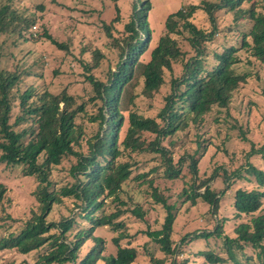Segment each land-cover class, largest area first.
<instances>
[{
    "label": "trees",
    "instance_id": "1",
    "mask_svg": "<svg viewBox=\"0 0 264 264\" xmlns=\"http://www.w3.org/2000/svg\"><path fill=\"white\" fill-rule=\"evenodd\" d=\"M135 1L132 21L127 25L131 35L123 41L125 48L118 47L119 60L114 68L109 67L106 79L94 74L101 66L100 52L95 51L92 54L91 64L81 62L90 74L86 77L92 90L89 103L98 110V115L89 119L92 123H98V130L88 144L87 153L74 149L81 139L75 120L86 113L89 103L78 104L76 98L68 94V90L54 94L49 89L38 91L34 86L19 94L16 103L12 98L14 88L20 82V74L0 71V163L12 167L22 166V176L36 179L37 187L33 195L38 209L31 213V218L19 233L11 232L0 238V251L11 250L22 255L37 253L34 264H135L139 253L130 247L131 239L135 236H130L125 223L120 221L126 212L118 210L108 215L105 212L106 201L111 198L115 202H121L122 192L128 184H138L139 189L147 186L149 197L166 210L162 228L142 232L143 235L153 241L167 258L177 257L182 246L187 243L186 238H183L181 245L173 246L175 206L168 204L169 199L162 195L163 190L156 185L155 180L148 179L152 175L150 173L157 172L159 168H153L148 174L134 176V172L139 170L138 157L151 156V161H156L155 157L160 155L167 167L166 177L179 180L182 170L179 172L173 169L169 157L172 152L165 147V143L172 146L169 141H180L182 134L187 136L186 141L194 136L197 147L191 156L193 165L191 164L190 171L197 175L198 159L207 149L206 146L203 147L204 143H209L208 140H202L199 133L207 128L213 109H229L235 94L252 77L250 73L238 71L237 66L242 63L239 53L244 51L250 58L264 65V0H250L251 6L245 10L241 7L246 0H216L207 5L206 11L213 26L214 16L223 10L236 11V21L242 16L250 24L248 31L238 33L237 46L224 47L222 53L214 54L216 65L213 64L211 68H206L200 57L205 54L203 43L212 40L214 32L206 36L190 24L188 20L194 8L188 14L180 10L170 15L166 21L168 35L158 42L151 52L149 62L141 61V56L146 53L151 43V32L146 20L151 6L147 0L142 3L141 0ZM136 4H141L140 10V5ZM175 19L186 21L185 28L193 36L191 44L194 48L201 46V49H197L196 56L184 64L182 76L171 78L169 89L164 93L166 100H163L164 104L158 114L160 123L141 113L137 105L142 95L151 100L157 96L166 86V72H172V61L177 62L180 59V50L170 38V33L175 30ZM24 23L25 25L15 18L10 7H0L1 34L15 33L24 39L25 31L36 22L29 18ZM42 37L59 51H69L65 43L55 40L46 30ZM141 83L142 90L139 94ZM16 104L19 116L11 124L13 105ZM126 116L128 127L123 136L119 137ZM27 121L30 123L28 129L20 132L15 130V127ZM243 134L242 132V139ZM165 150L171 153H166ZM256 155L261 157L264 164V145L253 149L248 158ZM69 157L77 160L70 171L73 183L55 189L49 179L50 173ZM123 158L127 161L122 162ZM183 161L178 162L177 167ZM188 167L189 165L186 166L187 170ZM246 167L231 174L224 171V174L229 188L234 177L245 181L255 179L257 185L254 188L239 189L233 197L237 216H248L250 219L238 224L234 230V238L223 236V225L218 224L214 232L194 235V239L189 240H222L219 254L212 251L198 253V257L205 259L208 264H241L239 257L246 259L245 264H264V170L252 162H248ZM208 182L209 180L204 181L201 186L185 182L179 197H187L194 204L197 199H202L210 204L215 216L220 208L217 191L207 188L204 193L200 192ZM228 187L222 194L229 190ZM147 190L144 193L146 196ZM6 194L5 186L0 185V207ZM65 199H73L76 203L70 216L58 222L49 220L54 207L63 205ZM132 214L145 221L146 215L141 207L132 210ZM104 227L120 233L112 239V244L117 249L115 255L105 256L108 245L106 246L102 237L96 236V232ZM124 241H127V246H122ZM248 250L251 251V256L246 254ZM145 254L153 264H166V258L161 260L150 252Z\"/></svg>",
    "mask_w": 264,
    "mask_h": 264
},
{
    "label": "rangeland",
    "instance_id": "2",
    "mask_svg": "<svg viewBox=\"0 0 264 264\" xmlns=\"http://www.w3.org/2000/svg\"><path fill=\"white\" fill-rule=\"evenodd\" d=\"M145 1L141 0V3ZM147 1L151 6L146 15L147 26L151 32V43L146 53L140 58L145 63L150 61L151 52L157 47L158 42L168 35L169 30L166 26L168 17L180 10L188 14L194 8L188 20L190 24L204 32L206 36L214 32V38L202 45L205 54L200 58L204 60L206 68H211L213 64L216 65L213 58L215 53H222L224 47L237 46L238 33L246 32L250 28L246 17L239 16V21H236L237 12L227 10L220 11L214 16L215 26H213L206 8L210 2H216V0ZM134 3H136L135 0H0V7H10L15 13V18L23 25H25L24 20L29 18L36 22L34 26L25 31L24 39L19 38V35L15 33H0V71L20 74V82L14 88L12 100L17 103L19 94L34 86L38 91L49 89L54 94L68 90V94L74 96L78 104L89 103L92 90L86 77L90 74L81 62L91 64L92 54L95 51L100 52L101 66L94 71V74L106 79L109 67L114 68L119 60L118 47L125 48L123 41L131 35V30L127 29V25L132 21ZM139 5L136 4L140 10L142 6ZM250 6V0H246L241 8L245 10ZM175 20V30L174 33H170V38L176 42V47L180 50V59L177 62L172 61V72H166V86L157 96L151 100L142 95L137 105L141 113L160 123L158 114L164 104L163 100H166L164 93L169 89L171 78L182 76L184 64L196 56L197 49H201V46L194 48L191 44L190 40L193 36L189 29L185 28L186 21L184 19ZM44 30L58 42L65 43L69 51H59L45 40L42 37ZM137 31L139 33V29ZM239 54L242 63L237 66L238 71L250 73L252 77L248 84L235 94L229 109H213L207 128L199 133L200 138L204 141L208 140L209 143H204L203 147L206 146L207 149L205 154L198 159L197 175H193L190 171L193 165L191 156L197 147L194 136L186 141L187 136L182 134L180 141L175 143L169 141L172 146L165 143V147L172 152L169 157H171L173 169L179 172L182 170L179 180L174 181L166 177L167 167L160 155L155 157L156 161L154 159L151 161V156L138 157L139 170L134 172V176L148 174L153 168H159L157 172L150 173L152 175L148 179L153 178L156 185L163 190L162 195L169 199L168 204L175 206L173 246L181 245L183 238L187 241L182 246L180 254L177 257H165L159 247L142 233L148 230H160L166 218L165 208L149 197L147 186L139 189L138 184H128L122 192L121 202H115L111 198L106 201V215L118 210L126 212L120 221L125 223L127 233L136 237L132 238L130 243V247L135 248L139 253L135 264H153L149 256H146V252H150L155 258L161 260L166 258V264H208L205 259L198 257V253L212 251L219 254L222 240L218 238L193 242L189 240L194 239V235L214 232L218 224L223 225V236L234 238V230L238 224L250 219L248 216L240 218L237 216L233 197L239 189L254 188L257 185L255 179L245 181L234 177L229 188L225 183L224 171L228 174L242 171L247 168L248 162L264 170L260 156L248 158L253 149L264 145V65L250 58L249 54L244 51ZM141 90L142 83L139 85V94ZM15 106L18 105H13L14 108ZM14 108L11 124H14L19 116L18 107L15 110ZM97 113L98 110L91 107L89 103L86 106V113L76 118L75 123L81 132V139L79 145L74 147L75 151L88 152V144L98 130V123H92L89 119L96 117ZM29 127L30 123L27 121L15 127V130L20 132ZM127 127L128 117L126 116L123 133L121 132L119 137L123 136ZM242 132L244 139H242ZM168 150L165 152L171 153ZM181 160L184 161L177 167ZM121 161L127 160L123 158ZM166 162L169 161L166 160ZM76 163L75 157H69L63 161L62 165L52 169L49 179L53 188L60 189L73 183L70 171ZM187 165H189V171L186 169ZM22 171V166L12 167L0 163V185L5 186L7 190L6 199L0 207V238L11 232L19 233L31 218V213L38 211L33 195L37 181L32 177L25 178L22 176ZM206 180L209 182L200 192L204 193L207 188H210L214 192L217 191L219 195L220 208L215 216L210 204L202 199H197L194 204L187 197H179L185 182L201 186ZM226 187L229 190L222 194ZM186 188L188 189V186ZM146 190L148 196L144 194ZM75 204L73 199H65L63 205L54 207L48 219L58 222L62 218L69 217ZM138 207H141L145 213V221L139 220L132 214V210ZM119 234L109 227L96 232V236L102 237L106 246L108 245L104 252L105 256L116 254L117 249L113 246L112 239L118 237ZM126 242L124 241L122 246H127ZM84 251L85 248L81 251V255ZM246 254L251 256L252 253L248 250ZM37 256V253L22 255L11 250L0 251V264H34ZM238 259L241 264L246 263V259L242 257Z\"/></svg>",
    "mask_w": 264,
    "mask_h": 264
}]
</instances>
